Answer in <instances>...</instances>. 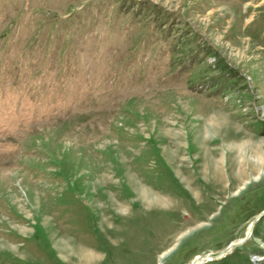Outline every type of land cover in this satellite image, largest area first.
Returning a JSON list of instances; mask_svg holds the SVG:
<instances>
[{"label":"rangeland","instance_id":"rangeland-1","mask_svg":"<svg viewBox=\"0 0 264 264\" xmlns=\"http://www.w3.org/2000/svg\"><path fill=\"white\" fill-rule=\"evenodd\" d=\"M262 213L264 0H0V264H192Z\"/></svg>","mask_w":264,"mask_h":264},{"label":"water","instance_id":"water-1","mask_svg":"<svg viewBox=\"0 0 264 264\" xmlns=\"http://www.w3.org/2000/svg\"><path fill=\"white\" fill-rule=\"evenodd\" d=\"M263 217H264V213H262L260 216H258V217L252 222L251 227H250V229H249V231H248L247 236H246L243 240L231 244L223 254H221V255H219V256H215V257H202V258L199 257V258H198L196 261H194L192 264H206V263H209V262H216V261H219V260L223 259L224 257L228 256V255L231 254L235 249H237V248L243 246L246 242H248V241L252 238L255 225H256L257 222H258L259 220H261Z\"/></svg>","mask_w":264,"mask_h":264},{"label":"bare ground","instance_id":"bare-ground-1","mask_svg":"<svg viewBox=\"0 0 264 264\" xmlns=\"http://www.w3.org/2000/svg\"><path fill=\"white\" fill-rule=\"evenodd\" d=\"M250 227H251V225H250ZM250 227H249V229H250ZM249 231V230H248Z\"/></svg>","mask_w":264,"mask_h":264}]
</instances>
